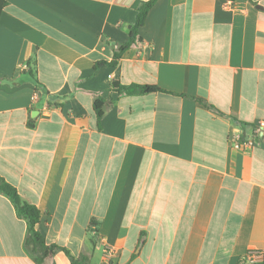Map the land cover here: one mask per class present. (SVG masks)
<instances>
[{
	"label": "crops",
	"instance_id": "0c3cea01",
	"mask_svg": "<svg viewBox=\"0 0 264 264\" xmlns=\"http://www.w3.org/2000/svg\"><path fill=\"white\" fill-rule=\"evenodd\" d=\"M146 1L7 0L0 176L38 207L46 243L90 264L264 258V0H156L141 40L95 69ZM112 80L160 90L119 94ZM96 95L109 102L100 127ZM232 136L257 143L240 151ZM25 235L0 193V264H36ZM42 264L71 258L58 250Z\"/></svg>",
	"mask_w": 264,
	"mask_h": 264
},
{
	"label": "trees",
	"instance_id": "16d2710c",
	"mask_svg": "<svg viewBox=\"0 0 264 264\" xmlns=\"http://www.w3.org/2000/svg\"><path fill=\"white\" fill-rule=\"evenodd\" d=\"M155 1L156 0H148L139 5L135 22L130 26L128 30L129 40L124 44L118 45L117 49L114 51L113 58L110 61H97L94 65L95 69L101 64H108L110 66L117 65L122 54L127 49H129L132 44L136 43V41L141 40L138 35V30L144 24L148 11L153 6ZM7 5V0H0V13ZM23 73H26L28 76H30L34 84L38 86L39 83L36 78L33 58H29L26 60V67L23 69ZM110 87L112 90L118 92L119 94L150 93L157 92L160 90V88L155 85H122L115 80L111 81ZM199 101L205 105H208L201 99H199ZM107 104H109V102L106 99H104L100 95L95 96L93 101V110L98 127H100V121L105 113V107ZM0 193L6 195L12 201L17 215L26 221V235L24 238V248L36 264H42L46 258L53 255L58 250L63 251L66 255L71 258V264H90L88 257L84 255L76 258L72 256L66 248L61 247L60 245L55 243H46L45 238L36 228L41 218V212L38 207L28 198L21 195L13 185L6 182L1 176ZM94 224H96L95 221H92L91 225ZM253 264H264V258H262L261 261H258Z\"/></svg>",
	"mask_w": 264,
	"mask_h": 264
},
{
	"label": "built area",
	"instance_id": "2783aa9c",
	"mask_svg": "<svg viewBox=\"0 0 264 264\" xmlns=\"http://www.w3.org/2000/svg\"><path fill=\"white\" fill-rule=\"evenodd\" d=\"M264 127L262 125H258L256 134L262 132ZM260 136V135H259ZM230 141L232 142V146L234 149L248 152L250 151L257 143V138L255 136L247 137V138H238V137H230ZM115 255V251L111 247H104L103 249V257L106 260L111 259ZM263 255L260 251H249L241 258V264H253L258 261H261Z\"/></svg>",
	"mask_w": 264,
	"mask_h": 264
}]
</instances>
